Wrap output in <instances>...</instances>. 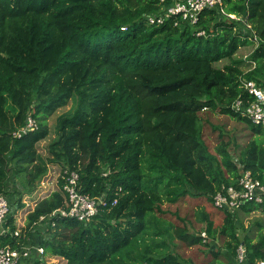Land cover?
<instances>
[{
	"label": "trees",
	"instance_id": "16d2710c",
	"mask_svg": "<svg viewBox=\"0 0 264 264\" xmlns=\"http://www.w3.org/2000/svg\"><path fill=\"white\" fill-rule=\"evenodd\" d=\"M159 1L0 0V193L10 209L23 207L18 174L31 187L32 171L46 173L48 162L76 169L81 192L106 195L87 223L59 218L54 227L31 232L39 216L64 206L58 190L27 214L25 233L35 234V243L64 264H190L175 251L174 239L188 246L209 243L187 226L164 225L161 204L189 195L212 202L242 170L264 182V129L230 108L246 97L240 77L264 89V41L249 55L251 70L243 72L233 57L250 44L246 23L264 40V0H222L193 26L149 24L146 15ZM71 98L74 109L55 117L45 162L37 145L49 134L47 119ZM205 109L252 130L237 156L223 134L215 153L209 151L199 117ZM28 115L37 128L13 136ZM254 209L264 213V199L241 207ZM223 213V224L214 227L198 211L208 236L225 237L231 257L243 243L246 259L239 264L264 258V232L256 241L240 239L237 213ZM7 223L14 229V216ZM3 242L18 247L27 240L6 235Z\"/></svg>",
	"mask_w": 264,
	"mask_h": 264
},
{
	"label": "built area",
	"instance_id": "2783aa9c",
	"mask_svg": "<svg viewBox=\"0 0 264 264\" xmlns=\"http://www.w3.org/2000/svg\"><path fill=\"white\" fill-rule=\"evenodd\" d=\"M222 4V0H160L158 8L146 15L149 24L161 25L166 21H171L175 26L181 23H189L195 25L199 21V17L206 9L217 8ZM230 17L237 19L236 15L229 14ZM125 27H121L124 29ZM245 31H247L249 41L253 42V50L264 40L257 37L256 32L252 33V25L246 23ZM204 30H198L197 35H204ZM253 37V38H252ZM253 66L247 71L251 70ZM246 71V72H247ZM240 85L243 88L244 98L238 97L231 102L230 108L233 111L247 117L251 123L259 125L264 129V89L258 86L253 80H247L243 77L239 78ZM37 120L28 115L24 126L13 132V136L20 137L29 131L36 129ZM41 184H48L51 188L49 194L54 190L62 192L65 197L64 206L58 207L49 214L39 216L36 223L30 227L31 232L35 233L36 228L45 231L52 228L59 218L74 219L87 223L97 214L99 207L105 205L106 195L90 196L80 191L79 172L76 169L60 168L56 179L42 181ZM39 194L36 198H31L24 202L21 207L22 215L33 210L37 200L42 199ZM264 199V182L254 177L250 171L242 170L234 184L228 185L223 191H217L212 198L214 208L222 212H236L246 202L261 203ZM117 199H113L112 205ZM18 208L10 209L9 201L6 196L0 193V264H32L35 259H42L45 254V248L36 241V235L28 237L25 233V219H15V228L11 229L7 223L10 216L15 217ZM25 213V214H24ZM25 228V229H24ZM206 231L201 232L202 241H206ZM6 235L20 239L24 236L26 243L20 246H13L4 243ZM236 256L239 262L246 259V248L243 243L239 244L236 249ZM254 264H264V258L257 259Z\"/></svg>",
	"mask_w": 264,
	"mask_h": 264
},
{
	"label": "rangeland",
	"instance_id": "374dc122",
	"mask_svg": "<svg viewBox=\"0 0 264 264\" xmlns=\"http://www.w3.org/2000/svg\"><path fill=\"white\" fill-rule=\"evenodd\" d=\"M255 32L254 29L251 31ZM248 37L251 38L249 35ZM253 38V37H252ZM253 42L250 41L248 45H241L234 54V58L239 60V67L243 72H246L253 66V60L249 55L253 51ZM228 63V60H221L215 63V66L222 67ZM75 107V99L71 98L69 103L63 107L58 108L53 115L47 119L49 127V134L41 140L38 145V154L43 160L48 157L49 152L47 150L48 142L55 136V117L58 114L71 112ZM200 124L202 130V137L210 152L215 153L216 145L220 141V134H223V141H230V150L234 156H237L241 147L252 139L253 132L248 127L247 123L236 120L225 114H220L218 111L211 109H205L199 112ZM46 162V160H45ZM60 168L57 165H52L47 162V171L44 174H38L35 170L33 173V185L28 187L26 185V178L23 172L19 173V185L21 184L24 189L22 200L26 202L31 198H36L42 195L45 198L49 195L50 186L48 184H41L42 181L56 179ZM32 190V191H31ZM31 191V193H30ZM30 193V195H29ZM162 214H160L162 223L164 225L173 226H187L191 233L201 235L202 231H205V222H201L197 218L198 211H204L207 217L213 222L214 227H220L223 224L224 213L212 205V202L206 198V196L189 195L179 198L174 203L163 202L160 206ZM22 208L14 213L15 219H25L26 214H23ZM236 222L239 225L238 235L240 239L244 235L256 241L259 235L264 232V213L254 209L250 212H244L242 210L237 211ZM218 235V234H217ZM207 245L196 244L192 246L186 245L184 242L175 238L176 244L175 251L180 257L190 264H226L230 261L231 264H239L236 254L231 257L225 248V237L220 236L217 241L212 240L208 234H206ZM205 242V243H206ZM216 251V252H213ZM239 262V263H238ZM38 264H64L65 260L58 256H53L45 251L44 257L37 262Z\"/></svg>",
	"mask_w": 264,
	"mask_h": 264
}]
</instances>
